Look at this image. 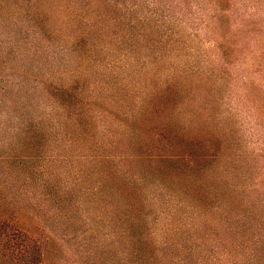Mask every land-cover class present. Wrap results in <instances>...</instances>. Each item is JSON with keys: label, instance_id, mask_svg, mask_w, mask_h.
<instances>
[{"label": "rangeland", "instance_id": "obj_1", "mask_svg": "<svg viewBox=\"0 0 264 264\" xmlns=\"http://www.w3.org/2000/svg\"><path fill=\"white\" fill-rule=\"evenodd\" d=\"M169 85L174 140L215 145L201 172L137 155ZM2 217L43 264H134L140 245L156 264H245L264 242V0H0Z\"/></svg>", "mask_w": 264, "mask_h": 264}, {"label": "trees", "instance_id": "obj_2", "mask_svg": "<svg viewBox=\"0 0 264 264\" xmlns=\"http://www.w3.org/2000/svg\"><path fill=\"white\" fill-rule=\"evenodd\" d=\"M81 36H84V32L78 34L76 38ZM178 98V91L169 85L150 101L140 123L142 141L136 148L139 152L137 155L146 160L150 170L159 171V175L163 173L160 167L165 162L179 163L184 173L201 172L208 167L216 155L211 153L215 145L209 139L198 136L184 137L180 144L174 140L172 129L178 126L169 119V115L178 103ZM75 122L78 123V120ZM117 192L125 205L132 208L130 186L119 184ZM199 195L197 193V198ZM44 250V243L36 232L22 229L17 220L0 218V263L43 264ZM246 250L247 258H243L245 264H264V242H250L246 245ZM135 253L137 258L134 264H156L155 258L145 257L143 246H138ZM232 263L239 264L238 259L234 258Z\"/></svg>", "mask_w": 264, "mask_h": 264}]
</instances>
